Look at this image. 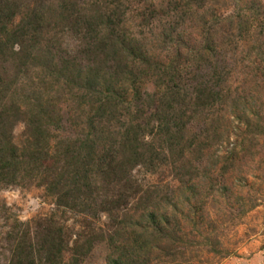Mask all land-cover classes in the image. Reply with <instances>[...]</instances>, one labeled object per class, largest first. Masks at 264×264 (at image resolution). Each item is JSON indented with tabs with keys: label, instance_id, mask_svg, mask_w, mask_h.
<instances>
[{
	"label": "rangeland",
	"instance_id": "1",
	"mask_svg": "<svg viewBox=\"0 0 264 264\" xmlns=\"http://www.w3.org/2000/svg\"><path fill=\"white\" fill-rule=\"evenodd\" d=\"M0 148V264H264V0H0Z\"/></svg>",
	"mask_w": 264,
	"mask_h": 264
},
{
	"label": "trees",
	"instance_id": "2",
	"mask_svg": "<svg viewBox=\"0 0 264 264\" xmlns=\"http://www.w3.org/2000/svg\"><path fill=\"white\" fill-rule=\"evenodd\" d=\"M1 155L5 157V160L8 158L4 148H0V161H1Z\"/></svg>",
	"mask_w": 264,
	"mask_h": 264
}]
</instances>
